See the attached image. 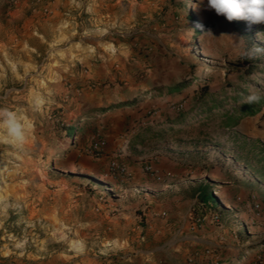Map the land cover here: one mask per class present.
<instances>
[{
	"label": "rangeland",
	"instance_id": "1",
	"mask_svg": "<svg viewBox=\"0 0 264 264\" xmlns=\"http://www.w3.org/2000/svg\"><path fill=\"white\" fill-rule=\"evenodd\" d=\"M257 48L264 23L207 0H0V110L25 128L0 121V264H264V107L197 104L263 93ZM140 182L171 215L150 224ZM200 182L218 208H196Z\"/></svg>",
	"mask_w": 264,
	"mask_h": 264
},
{
	"label": "trees",
	"instance_id": "2",
	"mask_svg": "<svg viewBox=\"0 0 264 264\" xmlns=\"http://www.w3.org/2000/svg\"><path fill=\"white\" fill-rule=\"evenodd\" d=\"M252 67V66H251ZM251 69L248 68L246 71V75H249ZM184 82L174 83L168 86L167 91L169 93L176 92L182 88ZM230 87V86H229ZM198 89L201 90L198 96V105H203L205 112L209 114L212 113H219V115H223V118L227 123L236 122L244 116L252 115L258 112L262 107H264V92L259 93L261 95V101L259 103L248 104L245 103L243 91L240 90H233V94L231 95V104H233L232 112H223L221 109L222 105L227 101L225 99L226 95H219L216 93H211L207 87L198 86ZM264 90V87H263ZM245 91H248L246 88ZM84 130V127L82 128ZM64 131L72 137L74 135V130L71 126H67L64 128ZM216 186L210 187L208 184L205 183H198L195 187V194H196V208H199L203 211L214 210L219 207V200L217 196L212 192V190ZM195 208V209H196ZM203 215V213H201ZM256 243L251 244V246H256Z\"/></svg>",
	"mask_w": 264,
	"mask_h": 264
},
{
	"label": "clouds",
	"instance_id": "3",
	"mask_svg": "<svg viewBox=\"0 0 264 264\" xmlns=\"http://www.w3.org/2000/svg\"><path fill=\"white\" fill-rule=\"evenodd\" d=\"M207 8L214 10L218 16H224L229 22L246 21L249 25L264 23V0H207ZM197 27L203 29L202 25ZM255 52H264V48H257ZM261 98V95L253 92L245 98L244 102L259 103ZM0 121L7 128L9 136L23 142L25 128L15 113L6 109L0 110Z\"/></svg>",
	"mask_w": 264,
	"mask_h": 264
},
{
	"label": "crops",
	"instance_id": "4",
	"mask_svg": "<svg viewBox=\"0 0 264 264\" xmlns=\"http://www.w3.org/2000/svg\"><path fill=\"white\" fill-rule=\"evenodd\" d=\"M143 191H146L144 192V196L146 197L147 200V205L144 206V209L145 211L143 212V214L146 216V219H148L150 221V224L153 225V224H156L157 222L159 221H162V219H160L159 217L157 216H154V213L155 212H160V211H171V206H169L168 204H165V205H161V204H157V203H154L157 202V198H155V194H148L147 191H150L152 193H158L160 192L161 190H163V185H158L157 187L156 186H152V185H149L147 183H138L137 184ZM175 197H173L174 199ZM172 199V200H173ZM151 202H153V204H151ZM128 211H125L124 209H121L119 214L117 216H126ZM169 214L171 215V213L169 212ZM150 233H154V235H158L160 233V231L156 230V229H153V230H148Z\"/></svg>",
	"mask_w": 264,
	"mask_h": 264
},
{
	"label": "built area",
	"instance_id": "5",
	"mask_svg": "<svg viewBox=\"0 0 264 264\" xmlns=\"http://www.w3.org/2000/svg\"><path fill=\"white\" fill-rule=\"evenodd\" d=\"M101 145H102V142H97V143L94 145V147H95V149H99V146H101ZM109 169H110L113 173H117V174H124V173H126V171H127V169H126L124 166L119 165L118 162L115 161V160H113V161H111V162L109 163ZM145 170H146L147 172H150V173L153 175L154 178H156V179H158V180L161 179L160 175H159V174H156V173L154 172V169H153V167H152L151 164L145 166ZM212 218H213L214 220H216V219H217V214H213V215H212ZM198 221H199V220H196V221L191 225V228H195V224H197Z\"/></svg>",
	"mask_w": 264,
	"mask_h": 264
}]
</instances>
